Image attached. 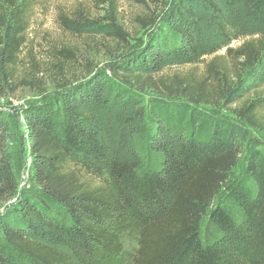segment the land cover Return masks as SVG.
Returning <instances> with one entry per match:
<instances>
[{"label":"trees","instance_id":"trees-1","mask_svg":"<svg viewBox=\"0 0 264 264\" xmlns=\"http://www.w3.org/2000/svg\"><path fill=\"white\" fill-rule=\"evenodd\" d=\"M8 1L1 6L6 16L0 21V66L16 59L27 30L25 5ZM248 13L264 25V0H249ZM179 33L183 43H189L190 35ZM183 48L162 52L153 46L147 59L129 67L158 72L164 58L176 57ZM253 52L246 45L240 54L251 62ZM129 77L142 84L140 74ZM165 89L173 95L170 87ZM88 91L69 96L65 110L42 108L25 115L31 159L27 178L38 189L24 199L20 215L5 217L0 261L121 264L122 248L109 228L118 216L141 230L133 264H264V167L252 158L246 180L230 188L224 200L220 197L238 164L247 131L220 126L208 115L197 126L189 104L207 100L186 85L179 92L186 103L154 104L157 134L136 152L108 162L96 113H110L113 92L102 83ZM237 113L250 128L264 133L252 106ZM10 163L0 161V185L14 187ZM102 169L108 176L105 185L87 178L102 177ZM6 249L10 251L4 256Z\"/></svg>","mask_w":264,"mask_h":264},{"label":"rangeland","instance_id":"rangeland-1","mask_svg":"<svg viewBox=\"0 0 264 264\" xmlns=\"http://www.w3.org/2000/svg\"><path fill=\"white\" fill-rule=\"evenodd\" d=\"M10 1L25 5L27 30L16 59L0 66V161H10L15 170L14 187L0 185V252L5 217L20 215L24 199L38 189L27 178L31 159L25 115L42 108L65 110L69 96L84 88L90 92L95 83L113 92L110 113H96L108 162L136 152L157 134L154 104L158 100L174 107L186 103L179 92L190 85L207 100L189 104L197 126L208 115L220 126L248 132L221 199L246 180V165L252 158L264 167V133L250 128L237 113L252 106L254 118L264 126V25L250 17L249 0ZM8 2L0 0V21L6 16L1 6ZM179 32L190 35L189 43H183ZM181 45L184 48L176 57L161 61L158 72L129 67L147 59L153 46L173 52ZM246 45L254 50L251 62L240 54ZM135 73L142 76V84L130 80ZM102 172L100 178L94 174L87 178L105 185L107 171ZM109 228L115 230L122 248L120 263L133 264L141 230L118 216Z\"/></svg>","mask_w":264,"mask_h":264}]
</instances>
